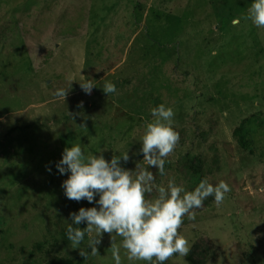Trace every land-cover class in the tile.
Here are the masks:
<instances>
[{"label":"rangeland","instance_id":"1","mask_svg":"<svg viewBox=\"0 0 264 264\" xmlns=\"http://www.w3.org/2000/svg\"><path fill=\"white\" fill-rule=\"evenodd\" d=\"M252 2L0 0V264H115L107 233L98 256L72 249L69 213L96 205L64 196L56 164L80 143L106 160L128 151L122 166L134 170L160 104L180 139L166 175L150 169L156 182L231 188L183 218L190 253L164 264H264V28L243 19ZM80 75L97 81L90 95ZM105 81L115 93H103ZM69 83L65 100L54 96Z\"/></svg>","mask_w":264,"mask_h":264},{"label":"clouds","instance_id":"2","mask_svg":"<svg viewBox=\"0 0 264 264\" xmlns=\"http://www.w3.org/2000/svg\"><path fill=\"white\" fill-rule=\"evenodd\" d=\"M243 19L264 28V0H253ZM233 23L238 24L239 20ZM79 86L90 95L92 89L97 88V81L80 75ZM69 87L70 83L68 88L57 89L54 96L65 100ZM101 90L108 96L116 92L117 86L105 81ZM82 106L83 102L77 105ZM68 114L73 122L80 116V113ZM150 115L153 119L145 124L140 148L134 154L142 155L143 159L136 162L134 170L122 166V162L126 164L130 160L128 151L106 160L103 150L85 154L80 143L66 147L56 164L60 175L67 174V179L61 183L64 196L70 201L85 200L96 205L69 213L71 223L66 238L72 249H80L83 257L98 256L97 246L107 233L111 240L107 251L111 252L115 264H122L121 249L129 262L164 264L177 255L183 259L190 253L188 240L178 234L183 218L195 219L196 210L209 197H214L217 206L221 205L231 191L223 180L213 185L202 179L192 191L177 185L174 178L169 179L166 186L158 184L150 169H155L161 177L166 175V158L174 151L180 137L173 127L175 112L171 107L160 104L150 109ZM78 127L86 130L84 123ZM81 224L86 226L77 227ZM93 232L95 236L91 235ZM86 235L88 242L81 247ZM116 236L122 238L120 245L115 241Z\"/></svg>","mask_w":264,"mask_h":264},{"label":"trees","instance_id":"3","mask_svg":"<svg viewBox=\"0 0 264 264\" xmlns=\"http://www.w3.org/2000/svg\"><path fill=\"white\" fill-rule=\"evenodd\" d=\"M190 264H194L190 257H188Z\"/></svg>","mask_w":264,"mask_h":264},{"label":"water","instance_id":"4","mask_svg":"<svg viewBox=\"0 0 264 264\" xmlns=\"http://www.w3.org/2000/svg\"><path fill=\"white\" fill-rule=\"evenodd\" d=\"M73 114H76V109L73 110Z\"/></svg>","mask_w":264,"mask_h":264}]
</instances>
